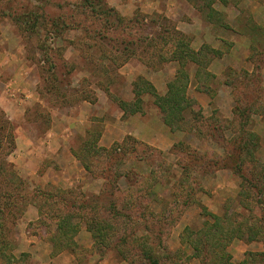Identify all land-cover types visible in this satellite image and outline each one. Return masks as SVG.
<instances>
[{
    "label": "rangeland",
    "instance_id": "obj_1",
    "mask_svg": "<svg viewBox=\"0 0 264 264\" xmlns=\"http://www.w3.org/2000/svg\"><path fill=\"white\" fill-rule=\"evenodd\" d=\"M102 10L105 13H99ZM203 47L217 51V56L212 60L205 52L200 60L191 62L188 58L184 67V52L200 53ZM232 49L237 52L233 60L242 58L241 66L229 68L235 70L234 76L227 69L222 82L211 72V66ZM226 74L236 81L235 92L247 101L246 108L252 112L245 113L249 114L246 126H240L237 120L232 125L234 133L224 134L231 144L225 143L221 132L212 127L218 122L230 127L224 122L236 120L218 116L219 110L212 105L207 115L201 108L200 117L194 118L190 111L182 114V100L179 109L169 108L170 125L166 124V115L157 103L167 97L171 84L177 91L169 95V100L182 95L186 84L187 96L198 104L189 93L193 82L196 93L212 102L226 89L232 93L224 84ZM156 84L166 86L167 92L160 94ZM152 108L161 116V122L146 127L144 134L148 137L156 131L159 136L162 127L167 128L177 138L169 150L162 151L130 134L139 125L132 117ZM245 129L254 137L249 139ZM118 133L120 139L114 142ZM236 138L252 142L249 152L253 159L250 153L241 155L246 160L243 174L251 177L259 168L260 179L264 178L260 169L264 164V0H0V206L6 202L21 204L23 196L28 201L17 225L9 221L7 230L0 229V249H6L7 255L6 259L0 258V264H51L50 253L54 257L64 252L76 254L77 264H131L125 258L141 264L137 248L145 247L147 241L159 264H264L261 257H254L264 254V180L254 188L238 173L218 169L206 173L203 179L197 177L200 191L193 194V205L185 208L176 204L185 201L189 191L199 189L196 182H189L183 191L176 185L184 180V164L189 162L184 143L207 160L218 162L227 156L222 146L231 153L238 152ZM128 139L156 152L151 155L142 145L132 151L134 143ZM117 145H122L121 153L127 160L118 171L106 172L103 177L98 172L103 149ZM135 154L146 159L139 161ZM233 161L226 160L228 164H235ZM114 162L116 159L107 163ZM91 164L92 170L88 171L86 166ZM253 164L259 167L253 169ZM152 169L157 174L151 175ZM130 170L136 180L139 174L146 178L144 185L134 187L130 176V188L128 180L122 178L119 192L102 197L107 178L112 180L115 172ZM224 170L226 174L217 176ZM158 177L168 183L154 187L151 198L163 200L150 205L155 218H147L137 227L125 216L112 217L110 199L116 201L118 210L124 199L137 198L136 204L140 205V190L153 186ZM72 178L78 182L70 186ZM61 191H72L77 201L82 200L81 194L95 199L100 217L111 222H104L103 232L109 233L105 246L96 247L93 233L78 216L69 219L67 235H63L64 229L56 231L52 215L37 222L40 205L35 198L41 192ZM111 192L106 187L105 194ZM45 201L43 198L41 208L46 204L51 213L53 207ZM29 209L38 211L37 220H24ZM86 210L78 213L76 208L70 212L88 213ZM226 211L232 216L228 218ZM141 212L136 209V216ZM145 224L151 233L145 231ZM83 228L94 239L91 248L86 247L89 240ZM133 228H139L138 244L129 237ZM187 228L203 230L197 233L203 240V247L199 246L202 252L196 251L198 246L193 242L197 236H191ZM123 233L129 243L117 247ZM36 240L40 242L38 247L28 246ZM44 243L50 249H43ZM59 247L64 249L60 251ZM23 254L28 259L12 260Z\"/></svg>",
    "mask_w": 264,
    "mask_h": 264
},
{
    "label": "trees",
    "instance_id": "obj_2",
    "mask_svg": "<svg viewBox=\"0 0 264 264\" xmlns=\"http://www.w3.org/2000/svg\"><path fill=\"white\" fill-rule=\"evenodd\" d=\"M96 13H97V16H101L99 13H105V12L102 10L99 13L96 11ZM118 22L120 24L122 21L118 20ZM126 44L130 45L131 43H126ZM127 49H129V47H127ZM205 52H207L208 55H211L210 57L212 60L217 56V53H216L217 51L215 52L214 50L206 48V47H203L200 50V53L193 52L191 54L190 53L187 54V52H184V67L187 64L186 60L188 58L191 60V62L194 59L200 60V58H202L201 54H204ZM220 56H221V54H220ZM198 63H199V61H198ZM228 70L230 72L229 74H232L234 76L235 70H230V69H228ZM229 74L225 75L226 78H225L224 84L232 89L231 95H232L234 102H235L233 114H234V120H236V121L235 122L234 121L229 122V123L224 122V123L229 124L230 127L223 125L222 124L223 122L222 123L218 122L217 123L218 125H214L212 127L214 131L221 132L220 134H222V135L220 137L223 138V140L227 144H231L232 140H226L224 134L228 131H232L234 133V131L232 129V125H234L237 122V120H238L240 126H243V125L246 126V123L249 120L248 115L249 114L252 115V112H250V110L248 108H246V106L249 105L247 103V101L244 98H240L237 95V93L235 92L236 81L232 77H229ZM244 75H246V74H244ZM246 76H244V78ZM211 77H213V76L211 75ZM186 83H188V80L186 81ZM186 87L187 86L185 84L184 93H182V95H176L175 96L176 98H172L169 100V95H174L177 91V89H175L174 85L171 84L169 86V91L167 93V97L161 98V100H164V101L163 102L159 101L157 103V106L166 115L165 116L166 121H167L166 124L170 125L169 124L170 122L168 120V118L170 116L169 114H171L169 112V108L171 109V111H173L175 107H176V109H179L178 107H180L179 105H181L180 102L182 100H184V110H182V108H181L182 114H183V111L184 112L190 111V114L194 118H197L198 116L200 117L201 108L198 107V104L195 100H193L187 96ZM207 89L208 88H203V91H207ZM246 112L247 113L249 112V114L246 115L245 114ZM167 113H168V117H167ZM241 118H242V120H241ZM200 119H202V117ZM221 124H222V127H221ZM244 134H246L249 139L251 137L252 138L254 137V135H252V134H251L252 136H250L247 129L244 130ZM237 139L238 138L234 139V144L236 145V149L238 152L237 153H231L230 151L227 150L226 146H222L224 151H227L226 152L227 156H225L224 159H219V160L217 159L218 162H216L212 159L207 160L206 156L198 154V152L196 150L192 149L191 146H189V144L184 143V148L186 149V150L184 149V155H186V157L189 159V162L187 164H184V180H181V182L177 183L176 185L180 190L183 191L184 187L188 188L189 182L190 183L196 182L197 185L199 186L198 187L199 189L194 190L195 193L194 192L192 193L191 191H189L187 193V199L185 201H182V202L178 201V202H176V204H182L183 206H185V208H187L188 206H191V204L193 205L195 202V198L192 199V196H193V194L197 195L198 191H200V182H198L199 178H197V177H199V175H200V177H202L206 173H211V171H213L215 173L218 169H229L235 173H238V175L240 177H242V179H244V181H246V183L251 184V186L253 185L254 188H258L259 183L262 180H264V178L260 179V176H259L260 173H258V172H260L259 168H258V171L255 172V174L251 175V177H248L247 175L243 174V169H242V166L246 162V160H242L241 155L247 156L248 153H250L249 151H250L252 142L249 139L247 141L244 140L245 142H242L241 139L238 141ZM128 141H131L134 143L132 145V148H131L132 151H134V149H136L137 146L142 145L144 147L145 151L146 152L149 151L151 155H153L156 152V150L154 148L147 146V145H143V143L136 141L134 139H128ZM121 146L122 145H117L116 147L114 146L109 150L103 149V154H101L102 155L101 157H103L102 158V164L99 168L100 171H98L99 173H102L103 177H105L106 172L111 173L115 170L118 171L120 166H122L125 163V161L127 160V159H125V156H122ZM255 147H256V145H255ZM126 150L128 151V148ZM251 155L252 154L250 153L249 156H251ZM135 157L139 161H144L146 159L145 157H143L139 154H137V155L135 154ZM252 157L253 156H251V159H253ZM111 159H116V162H114L113 165L108 164V163H110ZM231 159H234L233 162H235V164H228L226 162V160H231ZM223 161H225V162L223 163ZM92 165L93 164L86 166L88 171L92 170V167H93ZM253 166H254L253 169L256 168V166L259 167V165H257V164H253ZM112 168H113V170H111ZM212 169H214V170H212ZM260 169L263 170V174H264V164H263V166L260 165ZM165 173H166V170H165ZM150 174L155 175L157 173L155 172V170L152 169L150 171ZM130 176L133 179L134 187L139 186L141 184L144 185L146 178L143 175L139 174V176H137L138 178L136 180L134 173H133V170H130V171L124 172V173L115 172L114 178L112 180H110L109 178H107L108 180H106V183H108V185H106V187L111 189L112 192L110 194H107V193L105 194V192H106V187H105L102 197H105V199H106L109 197V195H110V197H112L113 193L115 191L119 192L120 187H118V183H119L120 179H122V178L127 179L129 182L128 187L133 188V186H131L132 179L131 178H130V180L128 179ZM165 177L166 176H164L163 178H165ZM261 177H263V176H261ZM163 178L158 177V181H156L153 186H149V188L143 187V190H140V193L142 195V196H140L142 199V201H141L142 203L140 205L136 204L137 198H133L132 200H127V199L125 200L124 199V202L122 204H120L121 205L120 210H118L119 208L117 207V205L115 203L116 201L110 199L108 207H109V212L113 213L112 217L117 218L120 216H125L129 222L133 223L132 226H137V227H139V224L141 223V221H143L147 218H155L156 214H154V212L151 211L150 205L154 202L161 204V203H163V200H160V199L154 200V198H151V197L155 195L154 194V187L155 186H163L162 183L167 182V181L163 182ZM201 179H203V177ZM152 188H153V190H152ZM144 191H147V193L144 194ZM74 194L75 193H73L72 191H61L60 193H55V192H41V193H39L40 196H38L34 200V201L38 202L37 203L38 206L40 205V208H39L40 209V217H39V220L37 222H40V221L43 222V220H45V218L48 217L47 215H50V216L52 215L51 217L57 225L56 231L58 230V232L59 231L61 232V229H64L63 235H67L68 234V228L71 225V223H70L71 221L69 219H71V217H73L72 215L78 216V218L84 219L86 221V225H87L88 230L93 233V237L95 239L96 247L100 246L102 248L103 246L106 245V243H108V241L106 240V237L109 235V233L106 234L105 232H103V231H106L105 223H106V225H109V223H111V222H108L105 218L100 217L97 205H94V202L96 203L94 198L91 199V197H89L88 195L81 194V196H79V198L81 197L82 200L77 201L76 200L77 198L75 197L76 194L75 195ZM190 197H191V200H190ZM43 198H46L47 203L49 202L50 203L49 205L51 207H53V211L51 213L47 209L48 206H45L46 204L44 206H42V208H41V205L44 204L43 202H41V201H43ZM87 199H89V200H87ZM26 201H27L26 198L23 196L21 204H16L15 202L14 203L6 202V203H3L2 206H0V229H6L7 230L6 223L9 221L12 222L13 224L16 222V224H14V225L15 226L17 225L18 220L23 217L25 209L28 206V203H27L28 201L27 202ZM29 203H31V202H29ZM76 208L78 209V213H80L81 211L86 210V209L88 210V213L84 212L83 214H71L70 211L72 209H76ZM138 208L142 209V212L140 213V215L136 216V209H138ZM17 209H19V210H17ZM15 211H17V212H15ZM121 211L122 212L124 211V213H127L129 215L126 216L127 214L126 215L122 214ZM60 212H63V213L67 212V215L61 216ZM225 214H226V216H228V218L232 216V214L227 213V211L225 212ZM51 217H48V218H51ZM213 217L216 219H221L220 217L219 218H217L215 216H213ZM65 218L67 219V222H64ZM166 218H168V217H166ZM111 219H113V218H111ZM107 228L110 229L109 226ZM144 228H145L146 232H148V233L152 232L151 228H149V226L147 224L144 225ZM133 229H135V228H133ZM133 229H131V233L129 234V237H132L133 238L132 241L134 243L138 244L140 242V237L136 236V234H137L139 228L137 229V231H136V229L135 230H133ZM188 230L190 231V229L187 228L186 232ZM217 230H218V227H216L214 234H216ZM189 233L191 234V236H197L193 243L196 245V247L198 246V248H195L196 251L202 252L203 250L200 249L199 246L203 247V240L198 238L197 233L201 234V233H203V230H200V231L191 230ZM184 237H185V235H184ZM53 241L57 243L56 240H53ZM128 243H129V238L126 235V233H123V236L119 239L116 246L117 247L127 246ZM149 245L150 244L148 243V241H147V244L145 245V247L138 245L140 247H138L137 250H138V252H141L138 255L139 260L142 261L141 264H159L160 263L159 260L154 256V250H151V247ZM160 245L161 244H159V246ZM75 247L71 248V250H73V252L76 251ZM63 249H64V247H59L60 251H62ZM5 250L6 249H0V258L3 257L4 259H6L7 255L5 253ZM165 256H167V255L165 254ZM28 257L29 256L27 254H23L21 256V258H17V259H15V257L14 258L11 257V258L13 261H17V260L24 261L23 259H28ZM254 257H256V258L261 257V261L264 263V254H258V255H255ZM125 260H128L131 264H134V260L131 261L128 258H125Z\"/></svg>",
    "mask_w": 264,
    "mask_h": 264
},
{
    "label": "crops",
    "instance_id": "obj_3",
    "mask_svg": "<svg viewBox=\"0 0 264 264\" xmlns=\"http://www.w3.org/2000/svg\"><path fill=\"white\" fill-rule=\"evenodd\" d=\"M210 25L212 26V24H210ZM212 33H213V31H212ZM212 33H211V35H212ZM214 36H215V34H214ZM217 37H219V36H217ZM216 40L218 42L219 41L222 42L219 38H216ZM234 48H235V46H234ZM233 50H236V49H232L231 52L225 54L221 59L214 60V62L212 63L211 72L216 75V78H218V79L220 78V81H222V82H223V77H224L223 73L226 72L227 69H229V68L236 69V68H239V66H241L240 63L242 61V58L240 56H238V59H236V61H235V59L233 60V55L235 53H237ZM239 57H240V59H239ZM215 69H217V70H215ZM155 87L160 94H165L167 92L166 86L160 87L158 84H156ZM190 88H192L189 90L190 96L197 99L198 105L200 106V108L203 109V112L205 115H207V112L210 109L209 107H211V105H212V106H215L214 108L219 110L218 116L222 115V117L225 119H229V120L233 119V117H234L233 110L235 107V105H234L235 102H234V99L231 95L230 90L228 91L226 89L227 91L226 90L224 91V93H225V94L223 93L224 95L220 94V93L216 94L214 97V100L212 102H210L209 100L204 99L202 95L196 93V85L193 82L191 83ZM129 93H133L131 89L129 90ZM142 113L143 114L136 115V116L132 117L133 122L139 123V125L135 126L133 133H130V132L129 133L131 135H134V136L140 138V139H143L149 145H152L154 147L162 149V151L169 150L171 148V146L175 143V140L177 139L176 136L174 138V136L168 131L167 128L162 127L161 135L157 136V132L154 131V132H152V135L147 137L144 134V132H146V127H150L151 124H154V122L155 123H157V121H158V123L161 122V116L158 115V112L155 108L154 109L152 108L150 111H144ZM109 131H110V127H109ZM119 133H118L117 137H115L114 142L120 139ZM125 134L126 133H124V135ZM223 173L226 174L225 170L224 171H218L217 176L221 175ZM77 182L78 181L76 180V178H72V180L69 184H70V186H72V185H75V183H77ZM48 183H50V182H47L46 184H48ZM226 190H227V187H226ZM207 205H210V202H207ZM38 217H39V215H38L37 210H30L29 209L24 220L30 222L31 220H34V219L37 220ZM22 225H24V223ZM83 232H84L85 237L88 238V240H89V244L86 247L91 248L94 244V239H92V236L90 235L88 230H86V228L83 230ZM32 242L33 241H30L28 246H30V245H33L36 247L39 246V243H40L39 241L36 240L33 243ZM79 244L82 245V243H79ZM48 245L49 244L44 243V245H42V248L43 249H45V248L50 249ZM48 259L50 260L51 264L52 263L53 264H77V262H76L77 256H76V254H73L72 252L71 253L64 252V253H61L59 255H55L54 257H52L51 253H50Z\"/></svg>",
    "mask_w": 264,
    "mask_h": 264
}]
</instances>
